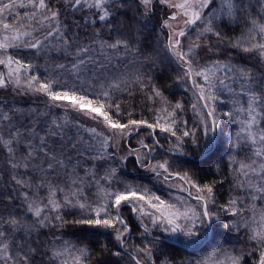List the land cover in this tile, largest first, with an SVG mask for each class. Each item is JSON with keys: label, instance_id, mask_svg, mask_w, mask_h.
Here are the masks:
<instances>
[{"label": "snow or ice", "instance_id": "snow-or-ice-1", "mask_svg": "<svg viewBox=\"0 0 264 264\" xmlns=\"http://www.w3.org/2000/svg\"><path fill=\"white\" fill-rule=\"evenodd\" d=\"M156 3L171 10L162 22V28L168 30L162 50L165 59L177 65L176 83L187 86L197 97L199 107L197 103L192 105L199 117L194 127H189L187 120L176 119V110H183L180 102L172 111L162 108L168 118L158 116L152 123L138 119L121 122L113 118L112 109L120 111V104L113 102V96L122 90L125 82L113 75L110 61L113 56H122L125 61L128 57L139 59L143 30L149 26L148 18L154 14ZM14 8L29 11L22 19H17L20 13L13 14L15 25L0 19V66L6 69L0 71V89L11 87L17 95L43 96L47 108L78 113L103 125V130L85 128L80 120L73 123L66 115L61 120L51 119L41 135L34 124L17 127L13 115L5 111V104L0 101V148L4 153V167L0 169V264H89L90 250L86 243L60 241L56 235L66 226H87L99 230L94 235H111L118 248L110 251L102 244L101 255L110 252L117 258L128 256L133 264H156L161 256L165 258L160 264H170L165 256L166 247L176 244L195 247L210 229L224 227L238 232L243 226L253 245L247 255L254 257V264H264V0H0V18L12 13ZM62 16L71 19L65 22ZM225 21L244 25L241 35L227 39L226 43L219 30ZM90 30L92 35L88 39ZM82 35L87 42L81 40ZM207 36L215 37L216 43H224L225 48L236 49L237 54H248L247 58L256 64L251 68L242 67L220 59L201 64L199 49L206 46L209 52L216 51L211 44L202 45ZM50 43L62 46L72 56L70 70L77 73L75 87L55 77L42 76L34 71L35 65L10 52L15 48L39 52ZM105 49L111 53L104 57L107 64L93 55ZM141 63L151 70L155 57L145 56ZM56 67L68 69L69 66ZM80 73L88 75L82 79ZM136 79L143 83L151 77L142 73ZM225 93L229 94L227 101ZM151 94L152 98L168 103L162 88L155 83L151 85ZM226 102L245 106L218 111V105ZM47 115V111L37 113V117ZM221 118L227 124L241 125L243 143L251 152L247 163L233 160L237 187L244 189L250 209H245L238 199L229 200L228 207L217 205L212 186L199 184L188 172L175 171L168 160L153 155L154 148L160 146L156 138L159 130L167 134L165 139L175 137L167 152L187 157L186 145H191L201 157H208L222 132ZM141 126L151 130L153 142L140 140L139 147L130 148L128 156L141 169L152 173L162 186L176 187L187 193V197L168 200L146 188L131 185L122 191H108L100 185V180L111 184L113 179H119L117 167L109 168L99 179L91 168L85 169L87 181L79 176V158L111 159L115 153H108L107 149L113 137L132 135ZM21 128L25 130L22 132ZM72 128L75 134L69 135ZM240 141L238 135L232 142L233 147L239 146ZM17 148L21 150L20 156ZM127 158H120L121 166ZM33 169L41 173L35 179ZM92 181L100 188V200L89 203L81 186ZM189 199L195 200L196 206L187 203ZM256 201L261 202L260 209ZM210 205L218 206L227 216L243 217L246 210H251L253 216L251 220L217 223L221 221V211ZM122 206H130L142 229L144 246H135L132 252L127 246L133 230L121 215ZM72 209H79L81 214L76 215ZM44 229L49 231L42 232ZM153 229L158 235H152ZM42 236L50 239L45 241ZM154 249L158 250L155 257ZM243 258V253L230 257V264H241ZM101 264H118V261H101Z\"/></svg>", "mask_w": 264, "mask_h": 264}, {"label": "trees", "instance_id": "trees-1", "mask_svg": "<svg viewBox=\"0 0 264 264\" xmlns=\"http://www.w3.org/2000/svg\"><path fill=\"white\" fill-rule=\"evenodd\" d=\"M59 7L60 5H56ZM156 9H154V14L151 15L148 18V28L143 30V36L141 40V51L138 53L140 54V58L144 59L145 56L152 55L155 57V63L152 65L151 70L147 66H145V69L143 73H147L151 80H144L143 83L141 81L137 80L132 83H127L126 85H122V90L115 92L113 96V102L120 104V111L119 113L116 112L115 109H112V114L114 119H119L121 122H127L129 119H138V120H144L149 123H152L156 120V118L159 116L162 119H167V114L163 113L161 111L162 108H167L168 111H172L173 106L180 102L183 105V110H176V119L178 121L187 120L189 127L197 126L198 121L196 120L197 117L192 114L194 111L192 109V102L189 97H187V94L178 88V84L176 83V77L178 74V68L177 65L174 62H170L169 60L165 59V53L162 50V45L166 39L165 33L168 31L167 29L162 28V22L166 18L168 14V9L164 10H158L160 8L159 4L156 3ZM29 11V10H28ZM20 13V17L17 19H22L23 15L25 13V9L22 8V10L18 9V11L13 10L12 13L6 15L5 17H2L1 19H5L12 24H16V19H13V14ZM62 20L65 22H68L71 18L65 19V17H61ZM223 36L225 37V43L227 42V39H236L241 35V32L244 30L243 22L240 23L239 26L236 24H229L227 21L222 23L220 25L219 29ZM42 38V33L38 34ZM92 32L91 30L88 33V39L91 38ZM101 35L105 40L108 39V36L102 31ZM206 44H211L216 49L217 53L220 55V57H225L229 62L242 67H252L256 64L255 60H249L248 54L239 52L237 54L236 49H228L225 48L224 43H216V38L213 36H207ZM81 40L84 42H87L86 38L82 35ZM56 43H50L47 48H44L41 50L43 59L49 60L52 58H57L54 54V46ZM57 46V45H56ZM61 49H63L62 46H59ZM64 51V49H63ZM100 50H98L99 52ZM106 51V50H105ZM103 51V52H105ZM19 53H34V50H29L26 48H18ZM40 52V51H39ZM209 52V51H208ZM36 53V52H35ZM212 53V52H209ZM214 54V53H213ZM37 54H35L36 56ZM106 55H111L110 52H105ZM64 59H67L68 63L70 62L71 55L67 54L66 52L63 53ZM63 59V60H64ZM60 61H56L50 64H43L41 66H36V70L40 74H46L45 69L49 66L47 69L49 70L50 77H57V80H62L60 74H57L55 70L51 69L52 66L56 68V65L60 64ZM56 64V65H55ZM50 68V69H49ZM254 71L257 69L253 68ZM56 73V75H55ZM143 79V77H142ZM152 83H155L157 87H161L164 96L167 100V104L164 103L160 98H152L151 94V85ZM68 85H71L75 87V83L68 82ZM0 101L4 102L5 104V111H9V114L13 115L14 123L17 127H20L21 125H24L26 127H31L33 124L36 126V129L39 131L41 128V122H44L46 119L42 118L43 116L37 117V113H43L45 111H49L50 109L47 108L46 104L44 103L45 100L39 99V96H29V95H17L16 92L10 87L8 90L0 89ZM17 106V108H15ZM19 109L18 112H12L10 109ZM56 108H54L55 110ZM41 118V119H39ZM221 122L223 125H226L225 120L221 119ZM193 126V127H194ZM177 127H179V123L177 124ZM25 128H21V131L23 132ZM142 128V129H141ZM143 128L147 130L148 128L141 126L139 128V131L134 133L133 136H138L139 132H143ZM227 128V127H226ZM150 130V129H148ZM151 131V130H150ZM5 135H7L6 131L4 132ZM159 132H156V138L160 141V146L156 149L160 152H162L163 155H166L168 157H172L171 159V168L175 171H179L181 173L188 172L199 184L201 185H209L213 187L215 199L217 201V204L223 205L224 207H228V202L231 199H234L236 197L241 196L239 188L237 187V181H236V174L233 170L235 168V165L232 163L229 153L227 154V157L223 156L225 148L228 144L229 137L228 135H219L218 140L216 141V148L210 154L208 157H206L203 160H195L200 158L201 156L198 154L199 152L194 151L191 147V145H186V151L188 152V156H174L166 152L164 149H169L168 147L173 146V140L174 137H172V142H170L171 137L168 139H165L167 136L166 133H161L158 136ZM200 133L198 132V136ZM131 140V139H130ZM153 141V138H152ZM175 142V141H174ZM203 143V142H202ZM203 146V145H202ZM229 148L231 146V142L229 143ZM21 155V150L17 148V156ZM161 158V157H159ZM175 158V159H174ZM4 160V153L3 149L0 148V169L4 167L3 164ZM129 163H132L138 170H132L131 173H128L124 170V173L122 172L123 177L125 178L118 181V184L124 187V185H130L134 188H144L148 183L151 184L152 181L146 176L142 179L137 171L142 172L143 174L146 172V170L141 169L135 162L134 158L131 157L129 160ZM128 163V164H129ZM233 165V168H232ZM111 168V167H110ZM127 168V167H126ZM109 168H103V174L108 170ZM103 174H98L97 177L99 178ZM39 175L36 173V175L33 173V178L35 179ZM61 176H63V173H61ZM102 182V181H101ZM94 185V181H92ZM86 185V183H85ZM89 186L88 189L94 190L97 188V185ZM61 187H64V184L61 183ZM104 189H111V186L109 184H106L103 182L101 184ZM148 186V185H147ZM83 188V185L81 186ZM151 188H153V191H156L158 193H161L157 186L151 185ZM161 188V187H159ZM100 190V188H98ZM161 195V194H159ZM88 201H92L93 203L97 201V193L95 190L88 193ZM130 206H122V216L125 217V219L129 222V224L132 226V240L129 242L134 247L140 246L143 247L144 245L141 244V232L142 229L139 227L138 221L134 218V215L132 211L128 208ZM128 210V211H127ZM0 211H2V206H0ZM76 215H80L79 209H72L71 210ZM222 229V228H221ZM48 229L42 230V232H47ZM99 230L92 229L87 226H66L65 228L58 230L56 232V235L60 237V241H69L70 243L79 245L82 241L86 243L90 250V261L89 264H101V261H112L116 262L118 261V264H133V262L130 260L128 256H122L120 258L114 257L110 254L107 255H101L103 252V249L101 248L102 244H106L108 249L110 251H116L118 248V245L116 244V241L111 235L103 234V235H94L93 233H98ZM223 231L216 232L214 234L213 238L217 240V237H222ZM238 234H230L232 238H235L237 235V239L239 240L238 245H229L232 248H241L240 251L244 254V258L242 260L241 264H254V257L248 256L247 253L251 248L253 247L252 243L249 242L247 236L245 233H239ZM45 241L47 239H50V237H41ZM134 240V243H133ZM243 240V241H242ZM60 241H56L59 243ZM211 245L213 247L212 242L206 243L203 247L198 248H192V247H185L182 244H176L171 245L165 248V256L167 257L170 264H193V258L203 255L205 251L208 249V246ZM157 250V249H156ZM129 252L133 251V248L130 247L128 249ZM158 251V250H157ZM156 251V252H157ZM134 254V253H133ZM156 255V253H155ZM70 258V257H69ZM165 257L161 256L159 259H157L156 264H160V260H163ZM71 259V258H70Z\"/></svg>", "mask_w": 264, "mask_h": 264}, {"label": "rangeland", "instance_id": "rangeland-1", "mask_svg": "<svg viewBox=\"0 0 264 264\" xmlns=\"http://www.w3.org/2000/svg\"><path fill=\"white\" fill-rule=\"evenodd\" d=\"M159 6H160V8L158 10H164L165 9L163 5L159 4ZM156 7H157L156 4H154V9H156ZM18 9L22 10V8H14L13 10L18 11ZM28 10L29 9H25V13H27ZM168 11L170 12L171 10H168ZM206 41H207V39L205 38V40H203L201 42L202 45H207ZM56 45L54 46V54L56 55L57 58L51 57L49 60H45V58L43 59L42 54H40V53H42L41 51L36 52V53L31 52V53L23 54V53L18 52V48H15V49H11L10 52L13 56L18 57L21 60H25L29 63H32L35 66H41V67L45 63L50 66L51 63L56 62V61H60L59 59H61L60 64L68 65L69 66L68 69H59L57 67L54 68V66H52L51 69L55 70V72L57 74H60V76L62 75L61 81H66L67 83L73 82V84H74L75 80H76L77 73L72 72L70 70L72 57L70 59V62L68 63L67 62L68 60L64 59V58H66V56L63 57V53L65 51H63V49H61L58 44H56ZM105 50H103V51H105ZM105 52H108V50H106ZM105 52H101V51L98 52L97 51L93 55H95L98 60H103L104 63L107 64L109 62L106 59H104ZM216 53H217V51L209 53L208 48L206 46L202 47L201 49H199V54L201 56L200 63L201 64L211 63L212 59H220L222 62H225V63L229 62L225 57L216 56V55H220V54H216ZM35 54H37V55L35 56ZM137 55H138V57L140 56V54H137ZM141 62H142V59L140 57H139V59H134L133 57H128L127 61H125L122 56L121 57L113 56L111 61H110V64L112 67L113 75L115 77L122 78L125 82L122 85H126L127 83H132V82L137 81L136 80L137 76H140L143 73L145 66L142 65ZM49 66H45V67L48 68ZM0 71H6V69H3L2 66H0ZM34 71H37L36 68L34 69ZM56 73H55V75H56ZM41 75L47 76L48 78H52V77H50L49 70L46 74H41ZM79 75L83 79V78H86V76L88 74L87 73H80ZM58 77L59 76H57L56 78H58ZM178 88H180L181 91H183L187 94V97L190 98L192 105L194 103H197L198 107H199V102L197 101V97L194 94L193 90H190L187 86L181 87L179 84H178ZM97 95H98V93H97ZM224 95H225V99L227 101L229 98V94L225 93ZM39 99L41 101V100H45L46 98L43 96H39ZM243 99L244 98H241V100H243ZM236 106L244 107L245 105H243V104L234 105L233 103L226 102V103L219 104L217 110L218 111L220 109L229 110L230 108H233ZM15 108H17V106H15ZM48 109H50L48 111V115L42 117V118L46 119L45 124H44V122H41L40 130L38 131L36 129L38 132H40L41 135L44 134L43 130L48 127L51 119L61 120L66 115H67L69 120L73 121V123H75L76 120H80V122L84 124L85 128L97 127L98 131L103 130V125H97L96 122L93 120L84 119V118L80 117V115L78 113H75V112L65 113L61 108H56L55 110H54V108H48ZM193 111L194 112L192 114H194V116L197 117L196 120L198 121L199 117L197 115V109H193ZM39 119H41V118H39ZM221 119H224V118H221ZM225 124L226 125H223L221 122L222 132H220V134H219L221 136L223 134L228 135V137H229V141H228V144L225 148L223 156L227 157V154L230 150L229 156H230L232 163H233V160L245 162V163L249 162V157L251 156V152L249 150L248 145L243 143V140H242L243 133L241 131V125L239 123L227 124V122ZM262 126H264V125H262ZM75 131L76 130L74 128L70 129L69 135L75 134ZM142 131L143 132H141V133L139 132L138 136L135 135L132 138H131V136L136 132H134L132 135H128V136H120V135L114 136L113 140L111 142V146L107 149L108 153H115V155H113L111 157V159L105 158L103 160H92V159H88L86 157L79 158L80 159V167L77 168V172L79 173V176L85 177V169H89V168H91L98 175L99 173L103 174V168L104 167L105 168L117 167V169H118L117 177L119 179H113L112 180L111 184H109V186H111V189H109L108 191H122V190H124L129 185H124V187H122L121 185L118 184V181H117V180L121 181L122 179H124V181H125L126 177H123L122 172L124 173V170H125L126 172L131 173L132 170H138L132 163H129V160L131 159V156H128L129 149L130 148H138L140 140H143L145 143H149V144H152V142H153L152 136L149 135V133L151 131L148 129L145 130L144 128ZM157 132H159V130H157ZM81 134L84 135L85 137H87L86 132H82ZM160 134L161 133L159 132L158 136ZM197 135H198V133H197ZM219 135L217 136L216 141L218 140ZM238 135H240V137H241L240 144L237 147H233L232 142H233V140H235L237 138ZM174 141H175V137H174L173 143H175ZM170 142H172V137H171ZM230 142H231V146L229 148L228 145ZM202 145H203V143H202ZM97 147H98V145H97ZM168 148L170 149L172 147L169 146ZM153 155H154V158L161 157V158H159L160 160H165V159L168 160L169 165L171 167V161H172L171 159H173L172 157H168L166 155H163L162 152H160L156 149V147L154 148ZM125 156L128 157L127 161L124 165L121 166L120 165V158L125 157ZM174 156H176V155H174ZM235 167H236V165H235ZM232 168H233V165H232ZM233 170H234V168H233ZM137 172L139 173V175H141L140 176L141 178L143 177L142 179H146V178H144V176H146L150 179V181H152L151 184H149V183L147 184L148 186L146 185L144 188H138V189H145L146 188L147 190L154 192L158 195L161 194V196H163L165 199H168V200H172V199L177 198V197H187V193L179 191L178 188H176V187L162 186L160 181L153 178L152 173H150L148 171H146L144 174L140 171H137ZM33 173L35 175H36V173L38 175H41V173L37 172L35 169H33ZM97 179H99V178L97 177ZM85 180L87 181L88 178L85 177ZM103 182H104L103 180H100V185L103 184ZM91 185H93L92 182L91 183L86 182V185L85 184L83 185V191H84L85 195L87 196V199L89 197L88 193H90L91 191H94V194H95V190H96L97 201L100 200V190H98V186L95 190H94V188L88 189V187ZM94 185H97L95 181H94ZM94 185H93V187H94ZM130 185H132V184H130ZM151 185L157 186L158 190L161 193L153 191V188H151ZM159 187H161V188H159ZM66 191H67V189H66ZM239 191H240L241 196L236 197L234 199L240 200L243 203V207L245 209H250V205L247 202H245V197L243 195L244 189L239 188ZM193 194H195L194 189H193ZM60 195L61 194L58 193V197ZM88 202L93 203L92 201H88ZM187 203L191 204L192 206H196L197 202L195 200L189 199V200H187ZM217 205H219V204H217ZM256 205H257V209H260L262 207L260 201H256ZM210 207H216L217 211H221V209L218 206L210 205ZM128 208L130 209V207H128ZM197 211H199V208H197ZM121 215H122V213H121ZM252 216H253V212L251 210H246L243 214V217H241V216H237V217L227 216V215H224L223 212L221 211V221L217 222V223L233 222V221H239V220H243V219L251 220ZM257 218H258V215H257ZM252 226L255 227L256 225L253 224ZM221 230L223 231V233L221 234L222 237H220V238L217 237L218 239L215 240V238H213L214 234H216V232H219ZM246 231H247V229H245L243 226H241L239 233L240 232L246 233ZM201 234L203 235V233H201ZM230 234H238V233L235 231H228L224 227H216V228L211 229V233H210L211 238L209 240H207V238L209 236V230H208L206 238L203 239L199 245L192 247V248L200 247L202 245V243L205 242L206 240H207L206 243L212 242V245L213 244L214 245H213V247H211V245H209L208 249L205 251V253L203 255H200V256L193 258V264H199V262H201V261L206 262V264H230V257L238 256V255L242 254V252L240 251L241 248L234 249L231 246H229V245H232L231 242H233V245H238V243H239V240L236 238L238 235L235 238H232L230 236ZM152 235H158V233L155 231V229H153ZM133 243H134V240H133ZM127 247H128V249H130V247L134 248V246L131 243H129ZM156 251L157 250L154 249V257H155ZM69 260H70V258H69Z\"/></svg>", "mask_w": 264, "mask_h": 264}, {"label": "water", "instance_id": "water-1", "mask_svg": "<svg viewBox=\"0 0 264 264\" xmlns=\"http://www.w3.org/2000/svg\"><path fill=\"white\" fill-rule=\"evenodd\" d=\"M215 144H216V141H215ZM215 148H216V147H215ZM164 150H167V149H164ZM214 150H215V149H214ZM214 150H213V151H214ZM166 152H167V151H166ZM167 153H169V152H167ZM169 154H171V153H169ZM172 155H173V154H172ZM205 158H206V157H200V158L195 159V160H203V159H205ZM210 233H211V229L209 230V236H208L207 240H209V239L211 238ZM207 240H206L205 242H203L202 245H201L200 247H203V246L206 244Z\"/></svg>", "mask_w": 264, "mask_h": 264}, {"label": "flooded vegetation", "instance_id": "flooded-vegetation-1", "mask_svg": "<svg viewBox=\"0 0 264 264\" xmlns=\"http://www.w3.org/2000/svg\"><path fill=\"white\" fill-rule=\"evenodd\" d=\"M134 215V214H133Z\"/></svg>", "mask_w": 264, "mask_h": 264}]
</instances>
